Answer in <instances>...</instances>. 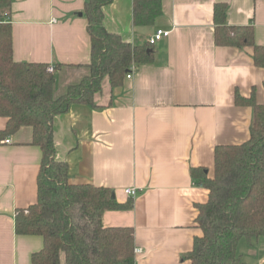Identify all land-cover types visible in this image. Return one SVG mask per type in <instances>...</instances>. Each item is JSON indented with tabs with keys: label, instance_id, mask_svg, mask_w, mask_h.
Here are the masks:
<instances>
[{
	"label": "crops",
	"instance_id": "0c3cea01",
	"mask_svg": "<svg viewBox=\"0 0 264 264\" xmlns=\"http://www.w3.org/2000/svg\"><path fill=\"white\" fill-rule=\"evenodd\" d=\"M85 2L11 0L3 18L15 61L54 67L55 96L88 74ZM216 4L226 6L227 26L251 25L254 43L264 46V0H160L161 15L140 27L132 23L133 0H112L103 26L124 42L141 46L157 29L170 33L131 79L112 90L105 79L96 107L72 104L53 121L55 158L67 163L68 182L109 189L122 206L105 211L102 224L133 229L141 251L135 264H188L182 258L200 235L196 206L208 196L191 170L213 178L215 148L248 140L252 110L236 105L235 94L263 102L264 70L254 66L251 48L214 43ZM5 125L0 116V131ZM31 140L27 127L0 140V264H31L42 248L40 237L14 232L16 214L37 201L41 151ZM127 188L136 189L133 199ZM237 254L245 264H264V237L240 240Z\"/></svg>",
	"mask_w": 264,
	"mask_h": 264
},
{
	"label": "trees",
	"instance_id": "16d2710c",
	"mask_svg": "<svg viewBox=\"0 0 264 264\" xmlns=\"http://www.w3.org/2000/svg\"><path fill=\"white\" fill-rule=\"evenodd\" d=\"M111 1L86 0L88 74L55 96L54 73L48 72V65L13 59L12 27L3 19L11 0H0V116L6 119L0 140L27 127L32 130L31 144L41 151L37 201L14 219L16 235L42 239V248L30 257L31 264H135L133 229L102 224L105 211L122 206L111 199L109 189L70 184L68 165L56 160L53 141L56 116L72 104L96 107L95 96L102 92L105 79L111 90L117 88L132 65L153 59L148 43L132 46L104 28L103 9ZM225 11L224 4L214 6L215 45L251 48L254 66L264 70V46L254 43L253 27L227 26ZM160 15V0H133L134 26H150ZM234 101L252 110L249 138L215 148L213 178H207L204 169L191 170L208 196L196 206L200 235L182 258L188 264H245L237 254L240 240L264 237V96L261 104L253 95L235 94ZM130 207L128 203L126 208Z\"/></svg>",
	"mask_w": 264,
	"mask_h": 264
},
{
	"label": "built area",
	"instance_id": "2783aa9c",
	"mask_svg": "<svg viewBox=\"0 0 264 264\" xmlns=\"http://www.w3.org/2000/svg\"><path fill=\"white\" fill-rule=\"evenodd\" d=\"M170 31L167 30H163V29H157L148 39L147 43L150 46L155 45L156 43H158L162 38H165L169 35ZM134 70V66L132 65L130 67V70L126 73L125 75V79L129 80L132 77V73ZM48 72L53 73L54 72V67L52 66H48ZM5 144H9L10 143V139L7 138L4 140ZM124 194L129 197L130 199H133L136 195V189L135 188H127L124 190ZM140 250H134V254H140Z\"/></svg>",
	"mask_w": 264,
	"mask_h": 264
},
{
	"label": "water",
	"instance_id": "95a60500",
	"mask_svg": "<svg viewBox=\"0 0 264 264\" xmlns=\"http://www.w3.org/2000/svg\"><path fill=\"white\" fill-rule=\"evenodd\" d=\"M78 16H81V14H78ZM111 199L112 200L114 199V195L113 194L111 195Z\"/></svg>",
	"mask_w": 264,
	"mask_h": 264
}]
</instances>
